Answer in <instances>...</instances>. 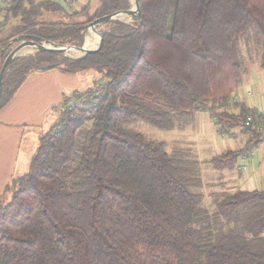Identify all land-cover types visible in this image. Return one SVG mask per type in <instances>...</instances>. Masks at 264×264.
I'll return each instance as SVG.
<instances>
[{
	"label": "trees",
	"instance_id": "16d2710c",
	"mask_svg": "<svg viewBox=\"0 0 264 264\" xmlns=\"http://www.w3.org/2000/svg\"><path fill=\"white\" fill-rule=\"evenodd\" d=\"M9 2L0 26L13 16L20 30L0 35V70L18 35L81 46L87 23L133 6ZM140 4L143 21L101 23L103 44L84 58L43 50L9 64L0 108L34 71L93 69L100 79L64 100L29 169L0 192V264H264V187L216 191L208 203L198 158L130 126L182 128L197 111H211L219 132L252 133L244 147L210 159L219 170L236 169L264 136L246 122L256 107L230 108L243 80L241 42L252 28L264 60V0Z\"/></svg>",
	"mask_w": 264,
	"mask_h": 264
},
{
	"label": "crops",
	"instance_id": "0c3cea01",
	"mask_svg": "<svg viewBox=\"0 0 264 264\" xmlns=\"http://www.w3.org/2000/svg\"><path fill=\"white\" fill-rule=\"evenodd\" d=\"M86 1L77 0L72 4V9L82 7ZM83 72L71 73L58 67L34 71L27 76L28 78L16 91L10 102L0 108V192L5 189L13 177L20 176L28 170L32 156L38 146L36 140L39 141L40 135L46 132L60 115L65 107L66 101L64 100L68 96H72L75 91H84L92 88L100 78L99 74H97L98 72H94L93 81L90 84L88 81L85 82V77L82 75ZM259 83H261V78L257 74H253L251 78L243 79L242 85H240L236 93L239 94L240 100L233 101L230 108L237 111L240 103L246 102L247 106L256 107L264 111V99L260 100L256 92L257 88H259ZM258 91L262 93L264 89H259ZM207 112L199 110L196 112L195 118L202 119ZM209 117H212L211 119L217 129L216 132L220 135L216 133L215 140L218 141L220 139L218 141L219 145L224 144V138L221 136L224 133L219 132L213 116L209 115ZM240 129L234 128L226 132L232 134L234 131H240L241 140H246L243 143L244 145L240 147H244L252 137V133L245 131L243 128ZM237 134L238 132H236ZM258 140L251 149L246 151L252 152L249 157L246 160L241 158L242 163L247 164L246 170L242 169V163L234 169L235 171L237 170L236 172L230 170L234 172L233 175H238L239 170V181L236 182L237 180L234 177L232 180L238 185L239 182L241 183L240 189L252 190L264 187V136H259ZM230 143H232L231 140ZM256 148L260 149L257 153L255 151ZM229 149L235 148L225 147L222 152ZM222 152L211 153L209 154L210 156L208 155L205 158L210 161L211 157ZM253 155L255 156L251 159L249 166L246 161ZM249 169L251 170L248 171Z\"/></svg>",
	"mask_w": 264,
	"mask_h": 264
},
{
	"label": "rangeland",
	"instance_id": "374dc122",
	"mask_svg": "<svg viewBox=\"0 0 264 264\" xmlns=\"http://www.w3.org/2000/svg\"><path fill=\"white\" fill-rule=\"evenodd\" d=\"M2 1V0H0ZM93 2H96V0H92ZM133 2V0H132ZM134 4V3H133ZM6 19V10L0 9V23L5 22ZM126 20H130V16L124 17ZM19 22L18 18L11 17L9 21H6L5 24L0 26V35H3L4 33H8L9 35H17L19 33V28L16 26V24ZM86 40V45H88V38ZM19 41L15 42L13 47L18 43ZM244 52L246 55L245 64H244V73H243V79L251 78L253 74H257L258 77L261 78V83H259V88H257V96L261 100L264 99V91L262 93L258 91L259 89H264V60H263V50L260 42L257 40L256 37V30L255 28L250 29V31L247 33V35L244 36L242 39ZM30 47V51L27 53L34 52V48ZM25 53V54H27ZM68 55H78L80 54L78 51H67ZM24 55V54H22ZM96 72L93 69H89L88 71L83 72V76L85 77V82H91L93 81V73ZM83 77V78H84ZM100 79V78H99ZM242 85V84H241ZM87 87V86H85ZM85 89V88H82ZM87 89V88H86ZM259 92V93H258ZM253 97V96H252ZM255 98V97H253ZM209 115L213 116L211 111H208L202 119L195 118L193 122L185 124L182 128H174V129H161L150 122L144 121V120H135L130 123L131 127H134L135 129L143 132L150 138L154 139H160V140H166L169 144V149L173 150L177 147L185 148V150L190 153V158H198L201 161L202 164V177H203V186L201 187V190L204 192L205 200L209 203L213 198V193L216 191H235L238 188H241V183L238 182L240 178L239 170L238 175H233L234 170H219L217 168H214V166L211 164L210 161H207L205 157H207L209 154H215L218 152H222L225 147L228 148H236L244 145L245 141L241 140V132L240 131H234L233 136L232 134H228V132L221 134L224 138V144L219 145V140H215L216 136V127L214 121L211 119L212 117H209ZM214 118V117H213ZM238 130H241L238 128ZM236 132L238 134L236 135ZM219 135V133H217ZM236 135V137H235ZM220 136V135H219ZM230 140L232 143H230ZM37 143H39L38 140H36ZM218 143V145H217ZM230 143V144H228ZM38 145V144H37ZM259 148H256L255 151H259ZM255 153V154H256ZM257 155V154H256ZM210 156V155H209ZM255 155L251 156L246 162L250 166L251 159ZM242 163L241 158L239 157L238 165ZM29 169V168H28ZM249 169L248 171H250ZM233 177L237 180L236 182L233 181ZM264 181V180H263ZM264 185V184H263ZM243 188V187H242ZM4 199L10 198V193H7L3 195Z\"/></svg>",
	"mask_w": 264,
	"mask_h": 264
},
{
	"label": "water",
	"instance_id": "95a60500",
	"mask_svg": "<svg viewBox=\"0 0 264 264\" xmlns=\"http://www.w3.org/2000/svg\"><path fill=\"white\" fill-rule=\"evenodd\" d=\"M133 6L128 8V9H123V10H116L114 12L104 14L102 16L96 17L95 20L93 19L89 23H87L86 26V39L88 37H94L95 36L98 38V42L95 45L87 46L86 45V40L83 45L78 46V45H73L69 43H63L59 41H47V40H37L35 38H24L22 39V35H18V43L12 48L10 53L7 55L5 58L1 70H0V98L2 95V90H3V82L5 74L8 70V67L10 66L9 64L12 63L15 57L19 56V51L23 49L24 47L31 46L35 50L33 51H43V50H55V51H61L64 52L66 55L67 51H78L80 54L78 55H71L72 57L75 58H84L87 56L89 53L96 51L98 48L101 47L103 44V36H101V31L99 28V25L103 22H106L108 20L112 19H119V20H126L124 17L130 16V20H135L138 19L140 21H143V14H142V9H141V4L140 0H133ZM129 21V20H126ZM31 35V34H30ZM22 55V54H21Z\"/></svg>",
	"mask_w": 264,
	"mask_h": 264
},
{
	"label": "built area",
	"instance_id": "2783aa9c",
	"mask_svg": "<svg viewBox=\"0 0 264 264\" xmlns=\"http://www.w3.org/2000/svg\"><path fill=\"white\" fill-rule=\"evenodd\" d=\"M11 0H2L0 1V9L3 8H7L10 5ZM62 3L67 6L69 9H72V4L74 2H76L77 0H61ZM103 83V82H102ZM102 83L100 84V86H98V89L100 90L102 88ZM232 101H239L240 100V96L239 94L232 93ZM246 122L247 124H249L250 126L253 127V129H256L257 131L261 132L264 135V111L262 109H257L255 111H250L247 114V118H246ZM250 153H252L251 151L245 152L242 156L243 160H246ZM242 169L246 170L247 168V164L246 163H242Z\"/></svg>",
	"mask_w": 264,
	"mask_h": 264
},
{
	"label": "bare ground",
	"instance_id": "6f19581e",
	"mask_svg": "<svg viewBox=\"0 0 264 264\" xmlns=\"http://www.w3.org/2000/svg\"><path fill=\"white\" fill-rule=\"evenodd\" d=\"M96 38V37H95ZM95 38L94 37H88V45L89 46H93V45H95L96 43H97V41L95 40ZM31 49H30V47L29 46H27V47H24L23 49H21L20 51H19V54L21 53V54H25V53H27L28 51H30Z\"/></svg>",
	"mask_w": 264,
	"mask_h": 264
}]
</instances>
